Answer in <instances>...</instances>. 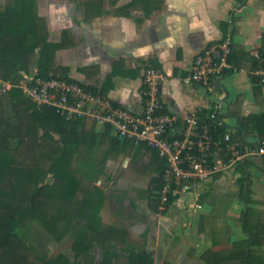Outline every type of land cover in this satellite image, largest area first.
I'll use <instances>...</instances> for the list:
<instances>
[{
  "label": "crops",
  "instance_id": "1",
  "mask_svg": "<svg viewBox=\"0 0 264 264\" xmlns=\"http://www.w3.org/2000/svg\"><path fill=\"white\" fill-rule=\"evenodd\" d=\"M7 1L0 0L1 4ZM71 1L69 7L66 2L37 0V12L44 18L48 41L63 46L54 54V66L67 78L96 88L114 105L139 114L144 106L142 73L149 68L158 70L165 78L160 91L165 113L182 117L198 112L215 121L216 125L225 124L234 138L239 130V117L263 113L259 109L264 105V84L254 83L252 72L259 62L255 58L254 65L252 55L255 52L261 57L264 55V0H144L151 12L148 18H144L142 2H137L128 11L129 17L113 16L114 9L131 2L119 0L115 6L110 5L111 9L104 7L107 14L92 19L89 24L83 22V14L81 17L77 15V2ZM225 40L231 41L235 69L223 81V87L214 89L213 85L186 83L194 58L209 45ZM225 117L233 119L234 124L229 126ZM241 133L238 143L240 146L243 143L242 149L260 142L254 130ZM251 133L255 139H248ZM238 143L235 140L234 145ZM147 157L143 151H131L108 160L109 167L122 166L124 171L129 170L124 180L129 185L127 193L137 182L132 178L138 177L140 161ZM220 177L203 182L212 189L202 194L201 213L197 216H186L170 208L165 213H157L149 204L142 208L132 202L111 201L104 191L101 220L107 223L106 218L114 215V219L121 223L120 228L115 227L125 232L123 248L126 250L114 244L112 251L125 255L132 251L145 252L151 255L153 264H157L155 261L165 254V249L174 250L178 244H183L195 258L200 254L201 246L206 245L205 238L212 228L209 216L213 211L219 217L217 243H214L218 246L225 238L222 227L229 223L224 217L227 204L218 202L219 206L213 205L215 199H219L215 185L220 181L222 185L228 183ZM237 180L234 182L238 186ZM256 188L251 191L252 207L264 212V186ZM109 189L112 190L113 186ZM185 199L191 197L185 196ZM238 200L243 207L230 208L232 215L245 207ZM182 207L186 209V205ZM181 222L185 225L182 226ZM228 239V245H231L246 240L247 236L240 228L234 230ZM130 240L139 242L133 244ZM154 257H157L155 261ZM185 261L204 264L199 258L188 257Z\"/></svg>",
  "mask_w": 264,
  "mask_h": 264
},
{
  "label": "trees",
  "instance_id": "2",
  "mask_svg": "<svg viewBox=\"0 0 264 264\" xmlns=\"http://www.w3.org/2000/svg\"><path fill=\"white\" fill-rule=\"evenodd\" d=\"M118 1L109 0V3L115 6ZM137 2H142L144 18H148L151 12L144 0H131L117 7L113 16L129 17L128 11ZM81 6L84 23L89 24L92 19L107 14L100 0L85 1ZM62 47L61 43L48 41L47 26L37 12V0L0 2V80L14 85L0 94V264H115L113 259L117 254L111 247L126 243L125 232L102 223L100 211L105 201L104 191L88 185L91 181L87 177L89 169L85 174H78L73 166L79 154L89 155L98 146L102 148L104 158L143 151L157 173L147 190L149 205L157 213L168 210V205L159 210L164 163L154 149L116 138L109 129L99 135L93 119L71 121L52 109L38 110L17 87L30 75L44 80L76 82L54 66V54ZM258 54L252 55L254 65ZM233 62L232 47L229 63L235 68ZM79 84L103 95L96 88ZM199 117L201 128H206L215 139L229 134L231 143L235 140L238 143L241 132L248 134L250 129L258 133L260 141L264 139V113L239 117L235 138L225 124L214 127L215 121L202 114ZM257 144H249V147L255 148ZM234 150L241 151L240 142ZM258 159V170L264 174V161ZM251 165V158H245L237 165L243 172L237 180L239 199L245 204L237 224L247 239L234 244L245 248L233 253L207 250L201 255L205 264H264V220L252 207L251 190L245 185L249 182L247 168ZM49 179H52L51 183ZM172 200L170 197L169 202ZM200 203H203V195ZM32 221L40 223L55 241L69 232L73 239L70 249L74 259L64 253L45 258L25 244L19 231ZM96 247L101 249L99 261L92 255ZM123 264H153V260L148 253L132 251L126 255Z\"/></svg>",
  "mask_w": 264,
  "mask_h": 264
},
{
  "label": "built area",
  "instance_id": "3",
  "mask_svg": "<svg viewBox=\"0 0 264 264\" xmlns=\"http://www.w3.org/2000/svg\"><path fill=\"white\" fill-rule=\"evenodd\" d=\"M231 55L230 40L208 46L194 58L186 83L212 87L219 77L235 69L229 63ZM256 60L259 63L252 76L255 84L263 85L264 60L260 55ZM164 79L158 70L143 71L144 106L139 114L114 105L99 92L87 90L77 82L44 80L30 75L17 87L38 110L49 108L71 121L93 119L99 135L109 129L116 138L154 149L164 163L160 209L168 205V209L192 216L202 208L197 186L235 170L238 162L245 158L264 161V139L255 148L236 151L229 134L215 139L206 128H201L198 112L182 117L165 113L160 92ZM12 87L14 85L0 80V94ZM219 125L214 123V127ZM228 154L230 156L226 158ZM185 196L191 199H185ZM170 197L173 198L171 202ZM182 205H186V209Z\"/></svg>",
  "mask_w": 264,
  "mask_h": 264
},
{
  "label": "rangeland",
  "instance_id": "4",
  "mask_svg": "<svg viewBox=\"0 0 264 264\" xmlns=\"http://www.w3.org/2000/svg\"><path fill=\"white\" fill-rule=\"evenodd\" d=\"M54 2H66V4L69 5V7L72 6L71 0H53ZM77 1V15L79 17L82 16L83 10H82V3L85 1H96V0H76ZM102 2V8L105 9H111L109 0H100ZM71 16V13L70 15ZM68 16V17H69ZM44 19V18H43ZM23 93V92H22ZM24 95V94H23ZM262 108L259 110L264 113V105H261ZM226 118V117H225ZM227 119V118H226ZM227 124L229 126H232L234 124L233 119L228 118ZM251 133L248 136V139H255V137ZM117 158L116 155H110L106 158L102 155V148L100 146L96 147L93 152L89 155L87 154H79L74 162L73 166L76 169L78 174H85L84 172L89 169L88 178L90 181L91 187H97L105 191L107 195L109 196L111 201L124 203L127 201V203H134V205L138 207H146V204H149L150 199L146 197L147 190L151 184V181L156 178L157 173L154 169V164L150 161V158L147 157V159H143L140 161L141 164L138 166V177L132 178L134 180H137L135 185H131V191L127 193L126 190L129 189V185L124 182L125 180V174L128 173L129 170L124 171L122 166H113L109 167L107 166V162L109 159ZM259 159L253 158V165L247 168V172L249 174V182L245 185H248L249 189L252 191V189H257V186H264V175L261 174V172L258 170L259 167ZM133 169V168H131ZM243 172L240 169L235 168L233 171L227 172V174H220L217 175L214 179L220 178L225 179L228 183L226 184H220L218 182L215 185L216 194H218L219 199L216 198L214 202V206H219V203H226L227 205L224 206V210L226 211L224 214L225 220L229 221L228 224L223 225L222 232L224 235V240L219 241V245L217 246L214 243H217V220L218 216L216 215V211L210 212L209 220H212V228L211 231L207 235V239L205 238L206 245L201 246L200 254H198L195 258L193 257L194 253H191V250L188 249L183 244H178L177 249L169 250L167 251L165 249V254L163 256H158V259L155 261L157 264H188L185 261V258L191 257L193 259L199 258L201 261H205L201 258V255L207 251L211 250L218 253H230L234 251V249H244L245 246H236L235 244L228 245L229 239L228 237L231 235V233L238 229L240 230V227L238 226L237 222L241 217L240 210L234 211V214L232 215L229 211L230 208L232 209H241L243 205L239 202V185L237 186L235 184L236 180L239 179L242 176ZM263 175V176H262ZM133 177L132 176H129ZM212 180V179H211ZM235 181V182H234ZM49 182H52V179H49ZM113 182V183H112ZM122 182V183H121ZM112 183V184H111ZM202 185V186H201ZM229 185V186H228ZM110 186H113V189L110 190ZM201 186V187H200ZM212 189L211 186L201 183L197 186V192L199 193L200 197L203 193H208ZM112 191V192H109ZM219 202V203H218ZM107 205V204H106ZM109 206V205H108ZM228 211V212H227ZM205 212V210H204ZM258 212V211H257ZM201 212H197L194 214L195 216L199 215ZM231 214V215H230ZM260 217L262 220H264V212H259ZM128 215V214H126ZM114 216V215H113ZM113 216H109L108 219L106 218L107 223H102L104 225L108 226H121V223L118 221V219H114ZM180 220V219H178ZM182 221V220H180ZM179 222V221H178ZM109 223V224H108ZM181 225H185L181 222ZM120 228V227H119ZM200 232H198L199 234ZM19 237L21 240L27 244L30 247H33L34 251L45 258H53L57 256L58 254L64 253L66 254L71 260L74 259L73 253L71 252L70 246L72 243V237L69 232H66L61 240L55 241L53 236L50 235L42 226L40 223L36 221H32L29 224L25 226L24 229L19 231ZM228 239V241H227ZM139 240H130V243L137 244ZM121 247L124 246L123 243L120 244ZM93 258H95V261H99L101 259V249L99 247H96L94 252L92 253ZM126 260V255L123 253H118L117 258L115 261V264H123Z\"/></svg>",
  "mask_w": 264,
  "mask_h": 264
},
{
  "label": "water",
  "instance_id": "5",
  "mask_svg": "<svg viewBox=\"0 0 264 264\" xmlns=\"http://www.w3.org/2000/svg\"><path fill=\"white\" fill-rule=\"evenodd\" d=\"M217 56H218V54H217ZM229 77V75H224V76H222V77H219L217 80H216V82L213 84V88L214 89H217V88H222L223 87V81L225 80V79H227ZM243 134H244V132H243ZM242 147H243V143L241 144V150H242Z\"/></svg>",
  "mask_w": 264,
  "mask_h": 264
}]
</instances>
